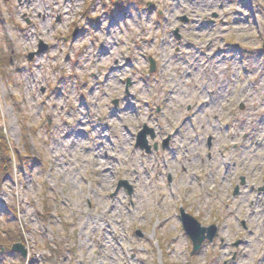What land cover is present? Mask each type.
<instances>
[{"label": "rangeland", "instance_id": "obj_1", "mask_svg": "<svg viewBox=\"0 0 264 264\" xmlns=\"http://www.w3.org/2000/svg\"><path fill=\"white\" fill-rule=\"evenodd\" d=\"M263 46L264 0H0V264H264Z\"/></svg>", "mask_w": 264, "mask_h": 264}, {"label": "water", "instance_id": "obj_2", "mask_svg": "<svg viewBox=\"0 0 264 264\" xmlns=\"http://www.w3.org/2000/svg\"><path fill=\"white\" fill-rule=\"evenodd\" d=\"M33 56L34 55L31 54L30 58H32ZM154 67L155 64L153 61H151V70H154ZM150 133L152 134V138H154L153 132ZM145 139H146V131H143L138 137L137 146H141L143 149L146 148L147 151H150V148L146 146ZM122 185H124L127 188L129 193L132 191V188H130L128 184L126 183L120 184V186ZM182 220L187 235L193 241L194 252H197L201 248L203 242L206 239L209 240L210 242L213 241L216 232V229L214 227L203 228L195 219L186 215L184 212L182 213ZM12 250L14 252L20 253L23 256V258L27 257V251L26 249H24V247L21 244L13 245Z\"/></svg>", "mask_w": 264, "mask_h": 264}, {"label": "flooded vegetation", "instance_id": "obj_3", "mask_svg": "<svg viewBox=\"0 0 264 264\" xmlns=\"http://www.w3.org/2000/svg\"><path fill=\"white\" fill-rule=\"evenodd\" d=\"M211 144H212V140H211ZM208 146H209V141H208ZM210 147H211V145H210Z\"/></svg>", "mask_w": 264, "mask_h": 264}]
</instances>
